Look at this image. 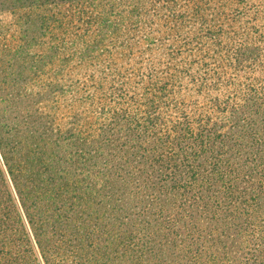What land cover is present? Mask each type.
Instances as JSON below:
<instances>
[{"label":"trees","instance_id":"trees-1","mask_svg":"<svg viewBox=\"0 0 264 264\" xmlns=\"http://www.w3.org/2000/svg\"><path fill=\"white\" fill-rule=\"evenodd\" d=\"M0 264H264V0H0Z\"/></svg>","mask_w":264,"mask_h":264},{"label":"rangeland","instance_id":"rangeland-1","mask_svg":"<svg viewBox=\"0 0 264 264\" xmlns=\"http://www.w3.org/2000/svg\"><path fill=\"white\" fill-rule=\"evenodd\" d=\"M1 20L3 21L4 24H9L12 21V18L9 14H3L1 16Z\"/></svg>","mask_w":264,"mask_h":264}]
</instances>
